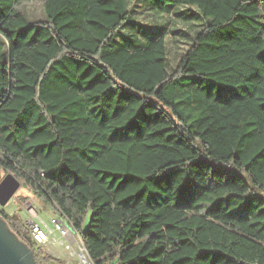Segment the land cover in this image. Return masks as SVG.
Segmentation results:
<instances>
[{"label":"trees","instance_id":"trees-1","mask_svg":"<svg viewBox=\"0 0 264 264\" xmlns=\"http://www.w3.org/2000/svg\"><path fill=\"white\" fill-rule=\"evenodd\" d=\"M22 1L0 0V167L97 264H264V0H146L202 21L172 71L165 26L124 33L130 0H44L38 19Z\"/></svg>","mask_w":264,"mask_h":264},{"label":"rangeland","instance_id":"rangeland-1","mask_svg":"<svg viewBox=\"0 0 264 264\" xmlns=\"http://www.w3.org/2000/svg\"><path fill=\"white\" fill-rule=\"evenodd\" d=\"M43 1L44 0H23L19 6L23 7L31 18H43L45 17ZM130 6L132 9V18L135 19L136 22L132 27L126 28L124 32L136 33L142 41H145L150 35L155 34L165 26L169 50V69L172 71L176 67L180 57L190 46L194 35L202 27V21L200 19L197 18L194 20L196 17L195 15L188 19H184L178 16L175 11L183 10L187 11V13H192L197 10V8L195 6H180L169 12H159L153 9L151 4L146 0H130ZM181 83H186L187 85L182 86ZM176 86L177 91L175 93L171 91L170 87H167L166 91L169 96L180 101L181 108L187 114H191L189 117V121L191 122L198 114V110L190 105V102L195 98L193 94V79L191 77H180ZM7 173L8 171L0 167V180ZM0 209H4L12 215L20 216L28 227V234L29 224L32 220H43L50 227H53L51 218L54 216L60 217L37 197L34 187L27 182H22L20 188L9 202L6 205L0 204ZM0 217L6 221L1 214ZM13 233L15 232L13 231ZM55 238L57 239L56 241L45 244L36 242L30 243L27 237H25V240L21 239L31 248L43 247L49 254L59 259L61 264H84L83 257L80 255L77 245L75 246V251H70L66 247L60 245V233L58 231H55Z\"/></svg>","mask_w":264,"mask_h":264},{"label":"water","instance_id":"water-1","mask_svg":"<svg viewBox=\"0 0 264 264\" xmlns=\"http://www.w3.org/2000/svg\"><path fill=\"white\" fill-rule=\"evenodd\" d=\"M22 182L12 172L0 180V204L6 205ZM0 264H37L34 251L13 233L9 224L0 217Z\"/></svg>","mask_w":264,"mask_h":264},{"label":"built area","instance_id":"built-area-1","mask_svg":"<svg viewBox=\"0 0 264 264\" xmlns=\"http://www.w3.org/2000/svg\"><path fill=\"white\" fill-rule=\"evenodd\" d=\"M50 227L43 220L34 219L29 224V234L27 233V240L30 243H48L56 241L55 231L60 233V245L66 247L70 251L76 250V245L79 248L80 255L83 257L84 264H97L90 255L78 231L74 229L67 218L52 217ZM103 264H119V259L114 258L111 261Z\"/></svg>","mask_w":264,"mask_h":264},{"label":"crops","instance_id":"crops-1","mask_svg":"<svg viewBox=\"0 0 264 264\" xmlns=\"http://www.w3.org/2000/svg\"><path fill=\"white\" fill-rule=\"evenodd\" d=\"M125 34L129 33V32H124ZM121 39V38H120Z\"/></svg>","mask_w":264,"mask_h":264}]
</instances>
